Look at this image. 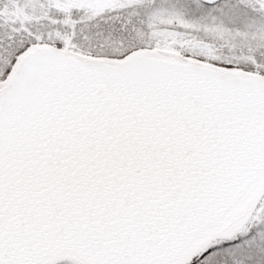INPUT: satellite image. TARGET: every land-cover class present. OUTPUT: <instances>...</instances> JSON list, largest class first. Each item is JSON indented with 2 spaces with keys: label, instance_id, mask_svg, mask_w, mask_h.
Returning <instances> with one entry per match:
<instances>
[{
  "label": "snow or ice",
  "instance_id": "6c2138e0",
  "mask_svg": "<svg viewBox=\"0 0 264 264\" xmlns=\"http://www.w3.org/2000/svg\"><path fill=\"white\" fill-rule=\"evenodd\" d=\"M0 264H264V0H0Z\"/></svg>",
  "mask_w": 264,
  "mask_h": 264
}]
</instances>
